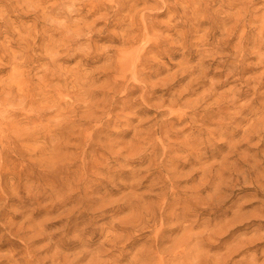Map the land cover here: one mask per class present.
<instances>
[{"label": "rangeland", "instance_id": "rangeland-1", "mask_svg": "<svg viewBox=\"0 0 264 264\" xmlns=\"http://www.w3.org/2000/svg\"><path fill=\"white\" fill-rule=\"evenodd\" d=\"M157 255L264 264V0H0V264Z\"/></svg>", "mask_w": 264, "mask_h": 264}, {"label": "bare ground", "instance_id": "bare-ground-1", "mask_svg": "<svg viewBox=\"0 0 264 264\" xmlns=\"http://www.w3.org/2000/svg\"><path fill=\"white\" fill-rule=\"evenodd\" d=\"M156 223H157V222H156ZM159 226H160V225H159ZM157 227H158V226H157ZM194 227H195V226L193 225V228H194ZM193 228H192V229H193ZM160 229H161V228H160ZM159 233H160V232H159ZM159 233H157V234H159ZM161 233H162V232H161ZM161 233H160V234H161ZM191 234H192V233H191ZM193 234H194V233H193ZM156 236H157V235H156ZM158 236H159V235H158ZM158 236H157V237H158ZM184 236H185V235H184ZM157 237H156V238L154 237V238L157 239ZM161 237H162V236H161ZM163 237H165V236H163ZM187 237H188V236H187ZM187 237H185V238H187ZM192 237H193V235H192ZM158 238H159V237H158ZM185 238H183L185 241L188 240V239H185ZM188 238H190V237H188ZM181 239H182V238H181ZM183 239H182V240H183ZM190 239H191V238H190ZM201 239H202V238H201ZM160 240H162V238H161ZM184 240H183V243H184ZM157 241H158V240H157ZM162 241H163V242L158 241V242L156 243V245H158V247H160V246H161L160 244H162V243L164 244V240H162ZM179 241H180V240H179ZM189 241H190V244L193 242V241L191 242V240H189ZM181 242H182V241H181ZM181 242H180V243L178 242V244H180V249L184 246L183 243H182V247H181ZM200 243H201V242H200ZM200 243H198V244L200 245ZM178 244L175 245L174 248H176V246L179 247ZM184 244H185V243H184ZM187 244H188V241H187ZM185 245H186V244H185ZM188 246H189V245H188ZM124 247H125V246H124ZM184 247H185V246H184ZM199 247H200V246H198V249H199ZM205 247H206V246H205ZM127 248H128V247H127ZM151 249H152V248H151ZM155 249H157V248L155 247ZM159 249H160V248H159ZM170 249H171V248H170ZM172 249H173V248H172ZM178 249H179V248L175 249V251L178 250ZM184 249H187V245H186V248H182V251H183ZM188 249H189V247H188ZM188 249H187V250H188ZM196 249H197V248H196ZM198 249H197V250H198ZM201 249H202V247H201ZM201 249H200V250H201ZM203 249H204V248H203ZM203 249H202L201 251H203ZM126 250H127V249H126ZM194 250H195V249H194ZM197 250H195V251L197 252ZM204 250H205V249H204ZM119 251H122V250H119ZM171 251H172V252H171ZM171 251L169 252V250H168V252L166 251L165 253H162V252H161V253H162V255H163V254H166V253H167V254H168V253H171V255H172V257H173V255H174V254H172V253H173V250H171ZM192 251H193V249H192ZM122 252H123V251H122ZM176 252H177V255H178V256L181 255V254H180L181 251H180V253H179L178 251H176ZM196 252H195V253H196ZM208 252H209V251H208ZM161 253H160V254H161ZM185 253H186V252H185ZM120 254H121V252L119 253V255H120ZM155 254H157V253H155ZM158 254H159V253H158ZM167 254H166V255H167ZM182 254H183V252H182ZM123 255H124V253H123ZM196 255H197V254H196ZM196 255H195L196 258H197V256L199 257V255H197V256H196ZM158 256H160V255H157V257H158ZM164 256H165V255H164ZM167 256H169V255H167ZM181 256H182V255H181ZM118 257L123 259V256H122V257L118 256ZM172 257H171V258H172ZM195 257H194V258H195ZM154 258H155V257H154ZM162 258H163V257L160 256L159 261L163 260ZM182 258H183V257H182ZM182 258H181V261H182ZM194 258H193V259H194ZM200 258H201V257H200ZM165 259H167V257H166ZM165 259H164V260H165ZM174 259H175V258H174ZM177 259H178V258H177ZM197 259H198V258H197ZM197 259H195V261L193 260L194 263H195V262L197 263V261H196ZM154 260H156V258H155ZM157 260H158V259H157ZM171 260H172V259H171ZM178 260H180V259H178ZM202 260H203V259H202ZM117 261H119V260H117ZM137 261H140V260L138 259V260H136V262H137ZM166 261H167V260H166ZM169 261H170V260H169ZM181 261H180V262H181ZM193 261H192V263H193ZM131 262H132V261H131ZM141 262H142V261H141ZM153 262H154V261H152V262H150V263L153 264ZM161 262H162V261H161ZM172 262L174 263V261H172ZM176 262L178 263L179 261L176 260ZM176 262H175V263H176ZM180 262H179V263H180ZM183 262H184V261H183ZM198 262L200 263L199 260H198ZM120 263H121V260H120ZM133 263H135V262L133 261ZM137 263H138V262H137ZM137 263H135V264H137ZM142 263L144 264V261H143ZM155 263H156V262H154V264H155ZM158 263H159V262H158ZM169 263H170V262H169ZM175 263H174V264H175ZM188 263H189V262H186V264H188ZM192 263H190V264H192ZM196 263H195V264H196ZM203 263H204V262H203ZM203 263H201V264H203ZM138 264H139V263H138ZM146 264H148V263H146ZM159 264H160V263H159ZM162 264H165V262H162ZM183 264H185V263H183ZM204 264H205V263H204Z\"/></svg>", "mask_w": 264, "mask_h": 264}]
</instances>
